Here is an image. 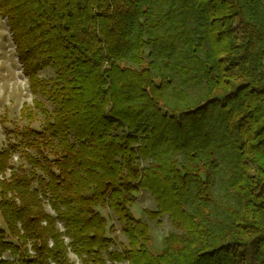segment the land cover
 Instances as JSON below:
<instances>
[{"label": "trees", "instance_id": "trees-1", "mask_svg": "<svg viewBox=\"0 0 264 264\" xmlns=\"http://www.w3.org/2000/svg\"><path fill=\"white\" fill-rule=\"evenodd\" d=\"M0 18L42 120L0 149V264H264V0H0ZM141 190L181 231L157 252Z\"/></svg>", "mask_w": 264, "mask_h": 264}, {"label": "rangeland", "instance_id": "rangeland-1", "mask_svg": "<svg viewBox=\"0 0 264 264\" xmlns=\"http://www.w3.org/2000/svg\"><path fill=\"white\" fill-rule=\"evenodd\" d=\"M150 49H145L148 54ZM52 69H45L39 72V77L44 80L54 78ZM39 100L41 97H38ZM34 97L28 89L27 79L23 76L21 66L17 61L14 44L11 40V35L4 19L0 18V149L5 147L8 139L17 138V133L21 128L30 126L34 129H41L42 120L40 116H35L33 123L28 124L27 120L21 115V108L33 107ZM48 110H52L51 103L42 99ZM14 168H18L23 162L18 159V155L13 158ZM146 163H142V166ZM26 171V170H25ZM8 176V173H7ZM216 187L212 189V193L217 196L222 195L220 190L221 185L216 180ZM45 210L50 215L53 212L48 205H45ZM131 212L135 218L144 221L149 225L150 244L149 249L152 252H157L163 248V241L170 233L181 234V231L174 227L166 214L160 215L158 223L147 219L146 212H155L156 204L154 198L144 190L135 194L134 204L131 207ZM97 212L105 216L108 220V228L112 226L109 236L114 238L113 245L109 246V251L119 250V246L127 247L126 237L119 231V224L116 217L107 208H98ZM0 227L4 229L0 222ZM57 229L63 231L60 224H57ZM66 241V240H65ZM104 259L105 254L103 253ZM69 260L74 264H80L79 260L71 253L68 254ZM4 259H9V255L5 254ZM106 264H109L106 262ZM121 264H127L122 262Z\"/></svg>", "mask_w": 264, "mask_h": 264}]
</instances>
